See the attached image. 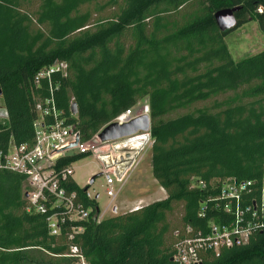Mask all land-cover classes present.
<instances>
[{
  "label": "trees",
  "instance_id": "1",
  "mask_svg": "<svg viewBox=\"0 0 264 264\" xmlns=\"http://www.w3.org/2000/svg\"><path fill=\"white\" fill-rule=\"evenodd\" d=\"M31 1L0 0V97L8 117L0 124V150L10 140L31 141L35 100L52 97L86 141L146 99L151 172L166 197L98 220L97 201L85 197L88 187L70 180L89 216L66 219L52 235L46 217L55 210L27 211L25 176L0 170V264H80L72 246L85 264H178L171 260L174 232H205L216 215L207 203L200 216L206 190L192 187V178L235 177L259 188L264 179V50L234 62L224 43L248 21L264 33V0H107L100 9L113 12L95 21L81 8L97 0H39L28 11ZM234 6H241L237 25L221 32L214 13ZM54 61L67 64L66 76L35 83ZM229 91L234 95L216 102L214 111L166 117ZM201 264H264V230L242 246L205 252Z\"/></svg>",
  "mask_w": 264,
  "mask_h": 264
},
{
  "label": "built area",
  "instance_id": "2",
  "mask_svg": "<svg viewBox=\"0 0 264 264\" xmlns=\"http://www.w3.org/2000/svg\"><path fill=\"white\" fill-rule=\"evenodd\" d=\"M55 73L66 76L67 64L54 61L38 72L35 83L41 78L50 79ZM137 105L117 115L112 122L123 124L141 115L149 116L148 102L140 110ZM34 111L33 138L20 145L10 140L6 149L0 150V170H11L25 176L27 211L45 214L48 209L55 210L46 217V221L50 233L56 235L66 219L82 221L89 216V209L83 207L82 199L69 188L70 180L74 181L73 163L64 166V159L91 155L100 164L106 195L113 198V185L138 166L141 153L151 146L152 136L149 129L116 140L101 141L98 137L101 128L90 139L82 141L75 125L66 122L52 97L35 100ZM7 119L1 101L0 124H5ZM191 186L206 190V199L200 203V216L204 217L207 203L216 215L207 221L205 232L198 229L191 233L189 227L186 228L187 235L182 237L174 232V262L199 264L205 252L218 253L221 249L242 246L248 243L251 235L264 230V179L260 188L257 181L235 177L213 178L209 182L192 178ZM96 195H91L88 189L85 193L87 199L96 200ZM72 230L80 231L81 228ZM70 255L77 257L80 264H85L77 247L70 248Z\"/></svg>",
  "mask_w": 264,
  "mask_h": 264
},
{
  "label": "rangeland",
  "instance_id": "3",
  "mask_svg": "<svg viewBox=\"0 0 264 264\" xmlns=\"http://www.w3.org/2000/svg\"><path fill=\"white\" fill-rule=\"evenodd\" d=\"M106 1L107 0H97L93 3L84 5L81 10H90L93 16L92 21H95L97 18L107 17L113 12V9L109 6L100 9V6ZM39 3V0H33L26 3L24 8L28 11H35ZM224 43L232 60L238 62L264 50V33L259 29L257 22L252 20L228 33L224 37ZM233 95L231 91L219 94L206 101L195 102L187 108L173 111L166 117H173L196 108H208L210 111H214L213 107L216 102L225 100ZM145 103H147L146 99L140 100L137 105L138 110L142 109ZM150 150L143 151L142 159L138 166L136 168L133 167L125 178L113 185L115 191V196L113 198L106 195L104 178L99 174L100 164L91 155H85L73 162V179L78 186L83 188L87 185L89 178L96 175L94 182L88 185V191L91 195L98 194L96 201L103 217H110L124 210L126 211V209L131 207L138 199L144 200V203L152 200L154 201V199L157 200L163 196L162 192L164 191H160L159 184L152 176ZM138 204H140V201ZM114 206L117 208L116 213L112 210Z\"/></svg>",
  "mask_w": 264,
  "mask_h": 264
},
{
  "label": "water",
  "instance_id": "4",
  "mask_svg": "<svg viewBox=\"0 0 264 264\" xmlns=\"http://www.w3.org/2000/svg\"><path fill=\"white\" fill-rule=\"evenodd\" d=\"M240 9L241 6L227 7L221 8L214 13L215 23L221 32L229 31L236 27L237 19L235 15ZM70 106L71 113L75 115L77 113L76 103L72 102ZM149 129L150 117L147 115H141L123 124H119L117 122L108 123L100 130V132L98 133V137L101 141L116 140L132 135L138 131H148ZM95 177L96 175H93L89 178L85 189H87L88 185L94 182ZM97 197L98 196L96 195L95 198ZM112 210L114 213H116V206H114Z\"/></svg>",
  "mask_w": 264,
  "mask_h": 264
},
{
  "label": "crops",
  "instance_id": "5",
  "mask_svg": "<svg viewBox=\"0 0 264 264\" xmlns=\"http://www.w3.org/2000/svg\"><path fill=\"white\" fill-rule=\"evenodd\" d=\"M150 148H151V146H149V147H146L145 149H144V151H147V150H150ZM150 152H151V150H150ZM142 157V153H141V155H140V158H139V163L141 162V158ZM150 160H151V154H150ZM161 190H163L161 187H160V191ZM164 191V190H163ZM162 192V191H161ZM165 192V191H164ZM164 192H162L163 193V196L162 197H160V198H158V199H162V198H165L166 197V193H164ZM157 199V200H158ZM140 201V204H138V202ZM144 200H142V199H138L136 202H134L132 205H131V207H129V208H127L126 209V211H129V210H132L134 207H136V206H138V207H140V206H143V205H146V204H148V203H150V202H152V201H149V202H146V203H144L143 202ZM154 201H155V199H154ZM100 210V209H99ZM125 211V210H124ZM124 211H122V212H119V214L120 213H123ZM125 211V212H126ZM104 218H107V217H103V215L101 214V211H100V213H99V215H98V220H101V219H104Z\"/></svg>",
  "mask_w": 264,
  "mask_h": 264
}]
</instances>
